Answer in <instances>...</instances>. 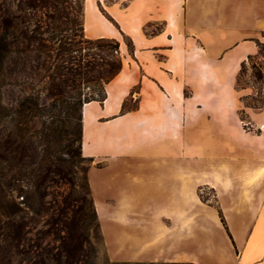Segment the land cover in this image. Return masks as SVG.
<instances>
[{
  "label": "crops",
  "instance_id": "0c3cea01",
  "mask_svg": "<svg viewBox=\"0 0 264 264\" xmlns=\"http://www.w3.org/2000/svg\"><path fill=\"white\" fill-rule=\"evenodd\" d=\"M246 19L256 21L255 31L264 23V0H84L85 37L117 40L123 66L105 85L106 99L83 106V155L98 168L120 161L138 196L154 191L136 173L138 163L170 161L168 201L147 203L143 209L156 217L138 221L145 229L160 223L144 240L153 255L134 260L264 264V129H243L236 89L254 50ZM247 112L264 127V108ZM205 185L215 190L217 206L201 200ZM92 196L100 223L106 209L121 221L119 212L139 210L123 188L105 200L108 208ZM209 210L217 223L198 222Z\"/></svg>",
  "mask_w": 264,
  "mask_h": 264
},
{
  "label": "trees",
  "instance_id": "16d2710c",
  "mask_svg": "<svg viewBox=\"0 0 264 264\" xmlns=\"http://www.w3.org/2000/svg\"><path fill=\"white\" fill-rule=\"evenodd\" d=\"M83 15L84 0H0V126L9 124L0 127V191L3 198L23 197L20 203L33 214L47 216L46 228L30 237L34 218L18 219L23 208L15 200L7 204L0 264H96L90 234L99 227L98 213L87 176L79 181L82 163L91 160L82 153V109L106 99L105 85L123 61L115 52L117 40L85 37ZM127 44L131 51V40ZM12 53L31 80L28 88L33 89L34 79L43 86L23 91L17 105L8 108L3 89ZM255 77L263 81V71Z\"/></svg>",
  "mask_w": 264,
  "mask_h": 264
},
{
  "label": "rangeland",
  "instance_id": "374dc122",
  "mask_svg": "<svg viewBox=\"0 0 264 264\" xmlns=\"http://www.w3.org/2000/svg\"><path fill=\"white\" fill-rule=\"evenodd\" d=\"M251 7L252 4H246V9L249 10ZM100 8H102L104 15L110 21L114 22V19L106 12L102 4H100ZM79 22H81V17L79 18ZM254 26H256V21L246 19V40L252 42L254 50L246 57V62L240 69L236 81V89L240 93L241 100V125L247 133L258 134L263 131V127L255 125L247 111L249 108L260 111L261 108L256 107L264 103V80L259 81L255 77V73L259 69H261L264 73V23H261L256 31L254 30L256 29ZM76 31L80 34L77 39H82V32L80 28H77ZM128 40H130V38L124 36V41L127 46ZM252 45L246 43V52L249 51ZM83 46H86V44ZM116 51V54L121 57L122 54L120 48ZM81 53L86 58L88 50L83 49ZM236 54L237 50L229 53L226 58L231 59ZM18 59V55L16 53H12L6 67L8 78L7 84L3 89V101L8 108L15 107L17 105L23 91L34 92L43 86L42 84H37L34 79L32 80V84L30 86L33 89L30 90L28 88L31 80L27 78L28 74L26 75L22 71L23 68ZM90 91H92V86L84 87V92L87 93ZM43 99L47 100L44 96ZM131 105L132 104L129 101L126 104V107H130ZM204 124L205 123H202L203 129L205 126ZM8 125L9 124L5 121L0 127L2 129ZM109 162L110 164L105 166V168H98L95 165L99 166V164H97L95 160L91 159L84 161L79 169V181L84 183V178L88 173V180L92 188L91 196L93 192L94 199H96L104 207H107L108 205V202L105 200L116 198L117 190L123 188L124 191L133 198V209L139 210L119 212L120 215L123 214L126 218V220L122 221L117 220L118 212L115 213V211L109 209L104 211L102 223L99 222V227L92 230L90 234L91 240L95 244L97 251L96 264H163L165 262H173L161 259L134 260L136 258H147L153 255V247L145 248L144 240H147L150 235H153L156 229H160V223H152L155 228L152 227L145 229L141 226V223H138V221H141L142 219H154L156 217V215L153 216V214L157 213L145 212L146 210L143 209L145 208L143 207L144 205L151 203L152 205L158 206L168 201L170 193H168L169 190L167 187L169 185H167L166 179L168 178V162L170 161L159 157L154 162L152 161L153 163L150 161L148 164V160H145L143 163H138V165L136 164L138 167V171L136 173L141 177L143 183L146 184V186H151V189H154V191H151L149 195H146L145 193L140 196L137 195L139 190H137L136 187L131 186L129 181H126V170L123 164L116 159H109ZM158 184L161 185L158 186ZM165 188L166 190H164ZM163 191H166V193ZM135 194L136 197L138 196L137 201L134 197ZM198 194L204 203L217 206L215 190L210 186H201L198 189ZM22 198L23 197L18 196L17 194H13L11 197L7 195L3 198V193L0 191V225L4 224L5 221L2 215L6 210L5 207L9 202H11V200H15L18 203V206L23 208V211L17 216L18 219L25 215V220L27 221L34 218L33 222L29 223V226L33 229L29 236L34 237L36 229L44 230L46 228V223H44V221L47 219V216H36L33 214L27 207L24 206L23 203H20ZM137 203L141 206H136ZM198 215L199 216H196L195 218L200 223H217L215 221L216 215L213 210H209L208 213H200ZM232 218L235 217L232 216ZM236 223H238V220H236Z\"/></svg>",
  "mask_w": 264,
  "mask_h": 264
},
{
  "label": "bare ground",
  "instance_id": "6f19581e",
  "mask_svg": "<svg viewBox=\"0 0 264 264\" xmlns=\"http://www.w3.org/2000/svg\"><path fill=\"white\" fill-rule=\"evenodd\" d=\"M262 129H264V127Z\"/></svg>",
  "mask_w": 264,
  "mask_h": 264
},
{
  "label": "built area",
  "instance_id": "2783aa9c",
  "mask_svg": "<svg viewBox=\"0 0 264 264\" xmlns=\"http://www.w3.org/2000/svg\"><path fill=\"white\" fill-rule=\"evenodd\" d=\"M117 53V51H115Z\"/></svg>",
  "mask_w": 264,
  "mask_h": 264
}]
</instances>
